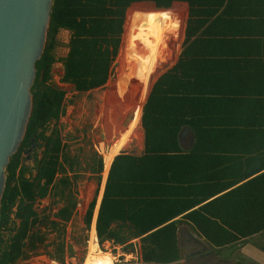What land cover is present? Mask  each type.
Returning <instances> with one entry per match:
<instances>
[{"label":"trees","instance_id":"trees-1","mask_svg":"<svg viewBox=\"0 0 264 264\" xmlns=\"http://www.w3.org/2000/svg\"><path fill=\"white\" fill-rule=\"evenodd\" d=\"M245 1L264 4V0ZM185 2L193 14L203 18L196 23L198 27L223 26L230 31L237 25L247 26L233 32L240 40H233L232 47L248 50L236 62L241 64L238 81L205 85L201 73H196L197 65L181 60L154 81L140 118L142 153L120 152L112 157L95 221L97 243L111 242L127 253L132 248L130 241L137 239L145 264H177L182 260L177 238L182 225L218 253L264 232V71L249 66L256 63L249 57L258 34L251 29L255 23L264 27V5L258 21L251 22L254 12L246 20L235 19V15L244 16L232 11L235 0H52L45 47L35 64L30 89L31 115L24 138L5 168L0 264H17L38 248H47L50 233L55 234L49 244L53 252H45L50 260L63 263L72 252L64 236L75 210L81 164L79 154L71 153L54 125L65 112V93L52 82L53 64H61L62 82L77 93L101 88L112 75L126 13L144 9L180 13L176 4ZM132 18L171 21L161 12ZM132 28L173 30L151 22ZM196 30L188 26L184 43ZM60 31L70 36L66 55L56 59ZM203 34L209 37L212 33L205 29ZM130 36L168 39L144 31ZM51 124L55 127L48 131ZM183 128L194 136L189 150L180 145ZM33 145L41 152L29 167L23 155ZM90 171L99 186L103 164L95 153ZM46 196L51 199L50 207L37 213L35 201ZM95 204L93 199L83 217L88 232Z\"/></svg>","mask_w":264,"mask_h":264},{"label":"rangeland","instance_id":"rangeland-1","mask_svg":"<svg viewBox=\"0 0 264 264\" xmlns=\"http://www.w3.org/2000/svg\"><path fill=\"white\" fill-rule=\"evenodd\" d=\"M138 5L140 4H133L132 6L136 7ZM176 6L178 7L179 4H176ZM145 12H161L164 13L166 17H173L172 14H169L164 10L144 9L141 11H128L126 13L124 34L122 36L120 50L115 60L112 75L109 78L108 82L105 86L86 93H77L73 89L70 90L69 94L64 99L65 101L63 107L65 112L59 119V121L54 124L56 128L60 130L61 138L63 142L69 146L71 153L79 154V161L81 164V173L75 184V201L80 202L81 207L73 214L74 217L72 219V222L70 225H68L70 240H68L67 242L65 241L66 244L71 247L72 252L71 255H65L63 263H57L53 261L54 264H82V262L84 261L89 232L84 229L83 217L93 199H95L96 204L92 217L97 216L96 211L98 212L104 184L109 171L108 167L107 171L105 169L104 172V156L111 152L112 145L118 142L117 147L115 146L112 149V153L110 156L111 158L113 157V155H118L120 152H128L129 154L140 155L143 151V134L140 122L138 121V116L137 114H135L136 108H140L139 115L141 118L142 108L147 99L150 88L154 81L168 66V64L172 62H168V60L171 58L174 50V34L169 30L132 28L137 24L147 22L160 23L167 27H171V24H173L172 22H168L165 20L132 18L139 17ZM128 16L129 18L131 17V19H128ZM182 28L183 23L180 28V35L182 32ZM137 31L167 35L168 39L141 38L136 36L128 37L130 33ZM66 39V33L60 32L57 38L58 45L54 50L56 59L62 58L66 55ZM147 41L156 42L159 45L165 44L166 50H163L161 54L162 58L160 57V59L158 60L156 69L152 71L153 73L150 76H148L149 78L147 80L146 87L142 89V93H144L142 95V82L141 80L138 81V78L136 77L137 66L134 64V62H131L130 65L128 64V62H125L124 64V61H126L125 53L133 52V50H128L130 49V44L135 45ZM175 43H177L180 47V36L179 39L177 38ZM170 45H172L171 51ZM175 55L176 54L174 53V57L172 60L175 59ZM166 62L168 64L164 65V63ZM163 65L164 69L160 70ZM61 71V64L58 62L54 63L52 66V75L54 77L58 76V74L61 75ZM54 125L51 124L48 131H50L52 127H55ZM186 140H188V138H186ZM186 142L187 145L188 141ZM40 152L41 149L37 148L36 145H33L32 152L23 155L25 161L24 164L29 167H33L34 158L39 156ZM93 153L97 154V156L101 158L103 164L101 183L99 186L97 183L96 175H94L90 171L92 166ZM186 226L187 225L180 226L178 231L181 230V227L186 228ZM180 233L181 234L178 243L181 245V247H179L182 260L177 264H187V262L185 261L187 253H193L200 248L191 245L190 250H188L187 253H183L181 250L182 246L186 245V243H188L191 239L186 229H183ZM54 240L55 238L52 241L50 239H46L45 245L48 246L47 248L40 247L35 252L31 253L30 257L27 259H30L29 264H52L49 263L52 260H50L46 256L45 252L47 251L50 254L53 252V248L50 247L49 244ZM69 242H72V244H69ZM95 242L91 240V248L89 252L95 250L96 257H105L100 253L102 252L108 253L112 258L115 257L119 259L118 256H121V254L124 253V251L117 246L108 245L106 243H104L102 246H97L100 250L99 252L96 248ZM135 243L138 244L139 240ZM210 249L212 248L210 247ZM220 252L222 253L223 257H229L233 253L235 257L238 256L237 252L233 251V248H230V250L222 249ZM22 264L28 263L23 262Z\"/></svg>","mask_w":264,"mask_h":264},{"label":"water","instance_id":"water-1","mask_svg":"<svg viewBox=\"0 0 264 264\" xmlns=\"http://www.w3.org/2000/svg\"><path fill=\"white\" fill-rule=\"evenodd\" d=\"M51 6L52 0H0V202L5 189V168L24 138L31 115L30 89L35 64L44 51ZM188 132V128H183L179 134L185 150L186 141L189 145L194 141L193 134ZM183 229L190 235L189 243L200 247L189 255L201 253L187 264H236L216 256L189 226L181 227L178 240Z\"/></svg>","mask_w":264,"mask_h":264},{"label":"crops","instance_id":"crops-1","mask_svg":"<svg viewBox=\"0 0 264 264\" xmlns=\"http://www.w3.org/2000/svg\"><path fill=\"white\" fill-rule=\"evenodd\" d=\"M262 5L264 4H261V3L255 4V2H252V1L250 4V2H247L245 0H235V2L232 3V11L237 14H241V15L244 14L243 16L244 19L240 16L237 17L235 15V19L238 18L237 20L239 21L246 20L248 13L254 12L256 15L251 16L250 21L257 22L259 19V16L262 13V10H260L263 7ZM178 8L180 10V13H169V14H172L173 17H169L171 21H168V22L173 23L171 24V26L173 27L172 28L173 30L171 31V29H168L171 33L174 34L173 36L174 50H173V54L171 58L168 60V62L170 61L172 62L169 64L167 62L164 63V65L168 64V66L165 69H164V65L162 66V68H160V70L164 69V71L161 74L165 73L169 69H172L176 65V63L179 60H181L185 63H192V64L197 65L196 73H201V77L203 81L202 83L205 85L211 84L214 86H217V85L226 86V85L236 84L238 81V75L241 72V68H240L241 64H237L236 62L241 60L242 57H246L248 50L241 49V48L238 49L234 46L232 47V45H234L232 43L233 40H240L239 38L240 36L236 35L233 32H242V30L247 29L246 28L247 26L237 25V27L233 28L230 31L227 30V28L223 26L222 27L221 26H214V27L199 26L198 27L196 26V23L199 20H202L203 18L197 17L195 14H193L194 9L192 8L190 9L186 2L179 3ZM182 23H183V28H182V32L180 35V28L182 26ZM257 24L258 23H255V26H252V29H251L253 31H256L258 34H256V36L253 38L256 46L252 48L253 54L249 57L250 60L256 62L257 64L254 63L253 64L254 66L252 64H249V66L250 68L251 66L252 68L255 67L254 70L264 71V46L262 45L264 43V36L259 35V33L264 32V27L260 26L259 24H258L259 26H257ZM190 25L192 28H197V30L195 31V33H192L191 36L187 39V41L184 43L186 29ZM205 29H210L212 33L211 36L209 37L203 36L204 35L203 32L205 31ZM259 29H261L262 31ZM60 32L66 33L67 39L65 41V44L67 45L69 36H70L69 33L67 31H60ZM225 33H227V35L221 36ZM179 36H180V47L177 43H175L177 38L179 39ZM66 53H67V49H66ZM174 53L176 54L175 59L172 60L174 57ZM245 68H243L244 70H242V72L246 71ZM61 70H62V66H61ZM62 74H63V70L61 71V75ZM135 114H137L138 121L140 122V115H139L140 108L139 107L136 108ZM189 132L191 131L189 130ZM141 139H142V135H141ZM192 145L187 144L186 150H189L192 147ZM106 158L107 157L104 156V159H105L104 160L105 161L104 172H105V166H106ZM111 161H112V158H111ZM109 163L111 164L110 159H109ZM109 168H110V165H109ZM96 214H97V211H96ZM95 220H96V217L94 216L91 221V226H90V228L94 226V230H95ZM71 222L72 220L69 222L68 225H70ZM68 225L66 227V233L69 230ZM94 237H95V240L97 241L96 234ZM54 238H55L54 233L49 234L47 237V239H50L51 241ZM202 240L204 241L203 238ZM230 248H233V247H227L225 248V250L226 249L230 250ZM233 251L237 252V255H238L237 257H235L233 253L232 255L230 254L231 256L225 257L227 259L225 258L223 259L233 260L236 262V264H264V232L254 234L250 237L242 239L241 241H239V243L237 242L235 244V247L233 248Z\"/></svg>","mask_w":264,"mask_h":264},{"label":"bare ground","instance_id":"bare-ground-1","mask_svg":"<svg viewBox=\"0 0 264 264\" xmlns=\"http://www.w3.org/2000/svg\"><path fill=\"white\" fill-rule=\"evenodd\" d=\"M129 48L130 49L128 50L129 51L133 50V52L125 53L126 61H124V64L125 62H128V64L130 65L131 62H134V64L137 66L136 67L137 68L136 77L138 78V81L141 80L142 82L141 94H144L142 93V89L146 87L147 80L149 78L148 76H150L153 73L152 71L156 69L158 60L160 59V57L162 58L161 54L163 50H166V46L165 44L159 45L156 42L147 41V42H141L135 45L130 44ZM117 144L118 142L114 143L112 145V149L115 146L117 147ZM112 149L109 154H106V157H107L106 166H105L106 171H107V168L109 167V159L112 153ZM94 236H95V230H94V226H92L89 231V238H88L86 253H85L84 261L82 262V264H113V258L111 257V255H109L108 253L100 252L99 248L97 247L98 244H96L97 241L95 242ZM91 240L95 242L97 250L105 257H102V256L96 257L95 250H92L91 252H89L91 248L90 247Z\"/></svg>","mask_w":264,"mask_h":264},{"label":"built area","instance_id":"built-area-1","mask_svg":"<svg viewBox=\"0 0 264 264\" xmlns=\"http://www.w3.org/2000/svg\"><path fill=\"white\" fill-rule=\"evenodd\" d=\"M61 78H62V75H59V74H58V76H55V77L52 76V82L56 86H58L61 90L64 91V93H65L64 99H65L66 96L69 94V91L72 90L73 88H72V86L70 84L62 82V79ZM50 204H51V199H50L49 196H46V197H44L42 199H37L35 201V203H34L33 209L37 213H40L44 209L50 207ZM58 206L56 208L54 207L53 209H51L52 210V213L58 208ZM80 207H81L80 202L76 201L74 213L76 211H78ZM68 240H70V236H69V233L67 232L66 233V236H65V241L67 242ZM135 242H138V240L136 239V240L130 241V244L132 245V248H131V251L130 252H127V253L124 252L123 254H121V256L119 255L118 256L119 259L113 257V264H145L142 261V258H141L140 245H139V243L137 244ZM105 243L108 244V245L117 246V245H113L111 242H105ZM69 244H72V242H69ZM117 247L120 248V249H122L120 246H117ZM29 260H25V261L24 260H21L17 264H22L23 262L29 264ZM49 263L54 264L53 260L50 261Z\"/></svg>","mask_w":264,"mask_h":264},{"label":"flooded vegetation","instance_id":"flooded-vegetation-1","mask_svg":"<svg viewBox=\"0 0 264 264\" xmlns=\"http://www.w3.org/2000/svg\"><path fill=\"white\" fill-rule=\"evenodd\" d=\"M32 152V151H31ZM190 242V241H189ZM186 243V245H183L182 246V252L183 253H187L188 252V250H190V246H191V243ZM197 248H200V247H198V246H196ZM198 250V249H197ZM211 251H213V252H215L216 253V256H218V257H222V258H225V257H223V255H222V253L220 252V253H218L217 251H215V250H211ZM201 254V253H200ZM199 253L198 254H196V255H189V253H187V256H186V258H185V261L186 262H188V261H190V260H193V259H195V258H197L199 255H200ZM225 259H227V258H225ZM188 264H192V263H188Z\"/></svg>","mask_w":264,"mask_h":264}]
</instances>
